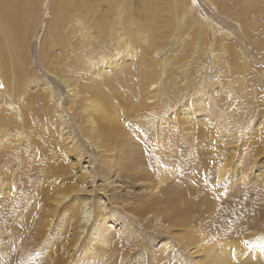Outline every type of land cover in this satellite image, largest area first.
I'll use <instances>...</instances> for the list:
<instances>
[{"label": "rangeland", "instance_id": "obj_1", "mask_svg": "<svg viewBox=\"0 0 264 264\" xmlns=\"http://www.w3.org/2000/svg\"><path fill=\"white\" fill-rule=\"evenodd\" d=\"M68 1L29 0L21 54L9 40L20 17L0 18V102L16 107L0 128V264H202L197 238L209 253L229 225L251 252L264 236V0ZM128 69L142 90L130 104L114 83ZM65 83L78 94L67 99ZM107 101L120 131L92 143L88 121ZM171 197L189 213L183 226L160 210Z\"/></svg>", "mask_w": 264, "mask_h": 264}, {"label": "bare ground", "instance_id": "obj_2", "mask_svg": "<svg viewBox=\"0 0 264 264\" xmlns=\"http://www.w3.org/2000/svg\"><path fill=\"white\" fill-rule=\"evenodd\" d=\"M19 1V2H18ZM70 1V0H69ZM68 1V2H69ZM18 2V3H17ZM62 2V1H61ZM90 2V1H89ZM29 0H6V4H5V6H4V8L0 11V18H2L4 15H10V16H12L13 15V19H18L19 17H20V32L19 33H15V32H13L10 36H9V40H12L13 41V43H14V45H15V48H16V51H15V55H17V43L18 42H20V44H21V42L24 40V37H26L27 36V34H28V32H29V30H28V27H29V19H30V12L28 11V7H29ZM87 5V4H86ZM20 6V8H18ZM57 7V6H56ZM62 7V6H61ZM64 7V8H63ZM62 8L63 9H65V11H69L70 10V7L69 6H67V5H65V6H63ZM81 7V6H80ZM191 7V9H193V7L192 6H190ZM190 9V10H191ZM1 21V20H0ZM1 23H3V24H5L6 25V22L5 21H1ZM103 23V21H101L100 22V24H102ZM71 32V31H70ZM2 47H4V42H3V33H2V25L0 24V64H1V59H2V55H1V52H2ZM20 51H21V49H20ZM20 51H18V54H21V52ZM62 53H63V51H62ZM58 55H60V54H58ZM73 62V60H71V63ZM45 64L48 66V67H52L51 65H50V63L48 62V60H47V58L45 59ZM117 63H113V66H115ZM111 66H112V64H111ZM60 72V71H59ZM152 73H150V75H151ZM137 76H138V74H137V72H136V70L135 69H128V70H126L125 71V73L121 76V77H119L118 79H116L115 81H114V83L116 84V85H118L122 90H123V93L121 92V95H122V98H124V99H126V101L130 104V101H131V99L135 96V95H140V94H142V90H141V87H140V85L137 83V81H136V79H137ZM21 78H22V80L24 81L25 80V75H22L21 76ZM220 80V79H219ZM108 82H110V81H108ZM65 86H66V88H67V91H68V94H67V99L68 98H71V96L72 95H77L78 94V92H79V90H75L74 89V87L73 86H70L69 84H66L65 83ZM153 86H154V84H153ZM5 91H6V89H5ZM4 91V92H5ZM8 91V90H7ZM15 91H16V89H15ZM145 93H146V89H145ZM39 95V94H38ZM41 95V94H40ZM42 100H40V101H42V104H43V102H44V99L46 100V94L43 92V95H41V96H39ZM66 99V100H67ZM4 100V99H3ZM3 100H1V102L0 103H2V105H0V128L2 127V126H4V125H7V123L10 121V120H14V115H11L10 114V111L9 110H12V111H14L15 109H16V107L15 106H12V104H7V102L5 103V101H3ZM97 101V100H96ZM108 103H109V105L107 106V107H105V105L103 106V104H101V103H98L97 102V104H96V108H97V110L101 113V115H100V117H98V121H96L94 118H91L90 117V119H89V121H88V123H89V127L87 128V133L86 134H84L85 132L83 131L82 133L85 135V137L90 141V142H95V140L97 139L98 140V138H99V136H101V134L103 135L104 134V132H102L101 130H105L108 134H109V136H110V138H113V137H115L116 136V134H117V131L119 130L120 131V128H119V125H120V120H119V118H118V116L115 114L116 112H117V110H118V107L116 106V105H114L113 104V102H111V101H107ZM42 104H41V106H42ZM3 105H5V106H7V107H3ZM58 105H60V102L58 101ZM143 106V105H142ZM99 108V109H98ZM15 116H17V119L18 120H20V115L19 114H17V115H15ZM130 118H131V115L129 116ZM22 118V117H21ZM35 121H33V120H31L30 122H29V124L31 125L32 123H34ZM99 122V123H98ZM69 122H67V124H68ZM64 124V123H63ZM140 124H141V122H136V124L133 126V127H131L130 128V131H132V132H134V133H136L137 135H135V138H137V140L138 139H143L144 138V134H145V132H144V134L143 133H141V132H139L138 130H137V127H136V125L138 126V127H140ZM69 126V125H68ZM81 127V126H80ZM61 128H63V127H61ZM70 128H72V126L71 127H66V126H64V131L66 132H64L66 135H65V137H67V139H69L71 142H73L74 140H73V138H72V135H73V131H72V129H70ZM82 128H84V127H82ZM214 129H216V128H214ZM143 132V131H142ZM75 133H76V131H75ZM94 133V134H93ZM218 133V132H217ZM146 134H148V133H146ZM145 134V135H146ZM90 135H94V138L92 137V138H90L89 136ZM127 136V135H126ZM218 136V135H217ZM128 137H129V135H128ZM72 138V139H71ZM123 138H125V137H123ZM132 139H134V137L132 138ZM146 139V138H145ZM96 140V141H97ZM127 140H130V139H127ZM136 140V139H135ZM98 141H100V140H98ZM143 142L145 141V140H142ZM157 141V140H156ZM129 142H132V140H130ZM150 142V141H149ZM127 143H128V141H127ZM133 143V142H132ZM142 143V142H141ZM82 144V143H81ZM121 144V143H120ZM125 144H126V142H125ZM130 143H128V145H129ZM142 144H144V143H142ZM145 144H148V142L146 143L145 142ZM156 144V143H155ZM158 144V143H157ZM100 145V144H99ZM127 145V144H126ZM149 145H150V143H149ZM151 145H154V144H152L151 143ZM74 146V145H73ZM97 146H98V144H97ZM130 146V145H129ZM137 146V145H136ZM135 146V147H136ZM144 146V145H143ZM158 146V145H157ZM76 147V146H75ZM77 147H79V146H77ZM123 147V146H122ZM125 147V146H124ZM146 147H148V146H144V149L146 148ZM80 148V147H79ZM109 148V147H108ZM128 148V147H127ZM126 148V149H127ZM134 148V147H133ZM149 148V147H148ZM260 148V147H259ZM111 149V148H110ZM132 149V148H131ZM130 149V150H131ZM135 149V148H134ZM138 149V152L140 151V150H142L143 151V149H142V147L140 148V145L138 146V147H136V150ZM152 149V148H151ZM154 149V148H153ZM156 149V148H155ZM80 150V149H79ZM78 150V148H76V151H77V153H79V155H78V159L80 160V158H81V156L84 154L83 152L82 153H80V151ZM123 150V149H122ZM147 150V149H146ZM124 151V150H123ZM126 151V150H125ZM127 151H128V149H127ZM148 151V150H147ZM149 151H151V150H149ZM111 152V151H110ZM137 152V153H138ZM154 152V151H153ZM157 152V151H156ZM76 153V154H77ZM134 153V152H133ZM136 153V152H135ZM136 153V154H137ZM142 153V152H141ZM152 153V152H151ZM128 154V153H127ZM144 154H146V152L144 153ZM144 154H142L141 156H142V158L143 157H145V156H149V154L148 155H144ZM210 154V153H209ZM108 155H110V154H108ZM129 155H131L130 153H129ZM138 156L139 157H141L139 154H138ZM137 156V157H138ZM152 156V155H151ZM156 156V155H155ZM202 156H204V155H202ZM83 157V156H82ZM132 157V156H131ZM131 157H129V161H130V158ZM152 157H154V155L152 156ZM2 158H3V156H0V161L2 160ZM109 158V157H108ZM202 158V157H201ZM77 159V160H78ZM138 159V158H137ZM156 159V158H155ZM141 161H142V159H140ZM146 160H148L149 161V159L147 158ZM150 160H151V158H150ZM112 161V160H111ZM138 161H139V159H138ZM147 161V162H148ZM155 161V160H154ZM110 162V161H109ZM159 162V161H158ZM165 162H166V160H165ZM172 162V161H171ZM81 163V162H80ZM100 163H101V160H100ZM112 163V162H111ZM134 163V162H133ZM143 163V162H142ZM152 163H153V161H152ZM106 164V163H105ZM146 163H145V159H144V165L143 166H147V165H145ZM148 164V163H147ZM90 165V164H89ZM112 165V164H111ZM91 166V165H90ZM107 166V165H106ZM113 166H114V163H113ZM142 166V167H143ZM108 167H110V166H108ZM107 167V168H108ZM115 167V166H114ZM106 168V167H105ZM111 168H113L112 166H111ZM147 168H148V166H147ZM155 168H156V166H155ZM169 168V167H168ZM161 169V168H160ZM225 169L226 168H222V171H225ZM194 170V169H193ZM201 170V169H200ZM178 171V170H177ZM185 171V170H184ZM195 171V170H194ZM110 172V171H109ZM113 172H114V170H113ZM88 173H90L89 172V170L88 169H86L85 170V175H86V178H89L90 176H91V174L88 176ZM196 173V172H195ZM111 174H112V172H111ZM193 174H194V172H193ZM5 174H4V171H1L0 172V176H1V178H3V176H4ZM163 175H166V174H163ZM177 175V174H176ZM172 177V176H171ZM201 177V176H200ZM162 179H165L164 177L162 178ZM161 179V183H163V181L164 180H162ZM171 179V178H170ZM1 180V179H0ZM173 180V182H174V178L172 179ZM205 181H206V179H205ZM3 182H4V180H3ZM6 183V182H5ZM43 183V182H42ZM3 184V183H2ZM5 185V184H4ZM85 188V186L82 188V189H84ZM219 189V188H218ZM221 189V188H220ZM85 190V189H84ZM2 192V193H1ZM0 193H1V195H3V194H5L3 191H1V189H0ZM42 194V193H41ZM179 194V193H178ZM181 194V193H180ZM171 195V194H170ZM175 196V195H174ZM173 196V197H174ZM179 196V195H178ZM180 196H184L183 194H181ZM179 196V197H180ZM173 197H171L169 200H170V202H169V200H167L168 202H169V204H171V205H168L167 204V206H169V207H167L166 206V209H163V208H161L160 209V205H161V203H160V205H158V201H157V199H153L152 201H150L149 203H147V204H151V205H153V206H155V205H157L158 206V208L161 210V212H162V214H163V212H165L167 215H171V218H170V220H172L174 223L173 224H175V223H177V225H179V226H183V225H185L187 222H188V217H189V213H187V210H184V205H183V202H182V198L180 199V201H178V198H173ZM3 198H6V197H3ZM164 198V197H163ZM203 198L206 200L207 199V201H209L210 202V204H215L216 205V202H217V196H216V194L214 195V193L213 192H211L210 191V193L209 194H207V196H206V198L203 196ZM1 199V198H0ZM159 199V198H158ZM203 199V200H204ZM165 201H166V198L164 199ZM172 200V201H171ZM205 200H204V202H205ZM206 201V202H207ZM177 202H179V204L178 205H175ZM205 202V203H206ZM181 203H182V205H181ZM193 206V205H192ZM162 207V206H161ZM17 208V207H16ZM167 208H168V211H167ZM170 208V209H169ZM191 209V208H190ZM218 209V208H217ZM216 209V210H217ZM193 210V209H192ZM220 210V209H219ZM145 212L146 211H148L147 209H145L144 210ZM167 211V212H166ZM214 212V211H213ZM219 212V211H218ZM221 212V211H220ZM229 212H230V214H232V211L231 210H229ZM143 213V212H142ZM216 212H214V214H215ZM144 214V213H143ZM186 214H188V215H186ZM219 214V213H218ZM186 216H188V217H186ZM216 216V215H215ZM214 216V217H215ZM218 216H216V218H217ZM154 218V217H153ZM165 219L166 218H168V217H164ZM220 218V217H219ZM224 218H226V217H224ZM82 219L83 220H85V219H87L85 216L84 217H82ZM217 220V219H216ZM223 220V219H222ZM88 221V220H87ZM84 222V221H83ZM91 224V223H90ZM111 226V225H110ZM228 227V229H227V232H229L230 234H229V237H227V238H222V236L221 237H218V239H217V241L215 242V244L214 245H212L213 246V249L209 252V253H207L208 252V250H210V247L207 245L208 244V240L207 239H200V238H197V236L195 235H184V239H183V243L184 242H186V241H192L193 239H195V238H197L198 240H199V243H198V245H197V247H195L194 249V251L192 252V253H196V252H203L202 254H203V258H201V259H197V261H199L200 263H202V264H230V262L232 263V264H264V258H262V257H260V255L257 253L255 256H250L253 252H255V251H260V252H262L263 254H264V236H262V237H256V240L254 241V245H255V247H253V250L250 252L249 251V249H250V247H252V244H251V242H249V243H244V245H241V242H242V235L243 234H239V235H237V233L235 232V230L231 227V225H229V226H227ZM260 227V226H259ZM258 227V228H259ZM231 232H233V233H231ZM110 234H112L111 233V231H108V230H104V231H102V235H106V237H108ZM126 235V234H125ZM129 237V236H128ZM252 240H253V238L255 239V237L253 236V235H250L249 236ZM147 238V237H146ZM147 241V240H146ZM149 242H150V240H149ZM148 242V243H149ZM253 242V241H252ZM151 243H153V242H151ZM171 243V242H170ZM153 244H155V243H153ZM91 245V244H90ZM99 246V245H98ZM162 246V245H161ZM241 246V247H240ZM104 247H106V246H104ZM156 247V246H155ZM44 248V247H43ZM91 248V247H90ZM146 248V247H145ZM148 248V247H147ZM159 248V247H158ZM163 248V247H162ZM215 248V249H214ZM242 248H243V250H244V253L242 252V257L240 258V259H236V261H235V259L233 258L232 259V257L233 256H235V255H238L240 252H241V250H242ZM92 249H93V247H92ZM164 250V249H163ZM87 251H88V249H87ZM94 251V250H93ZM152 252V251H151ZM153 253V255H154V257H156V258H158V260H162L163 261V259L166 257L165 255H164V252L161 250V249H154V252H152ZM85 255H87V254H85ZM94 255V254H93ZM92 255V256H93ZM196 255V254H195ZM226 255L228 256V257H226ZM81 256H83V255H81ZM79 257V258H82V257ZM90 256V255H89ZM102 257V256H101ZM111 257V256H110ZM194 257H196V256H194ZM97 258V257H96ZM106 259V258H105ZM203 259H205V260H203ZM180 260V259H179ZM190 260V259H189ZM212 260V261H211ZM113 261V260H112ZM161 261V262H162ZM198 262V263H199ZM93 263V262H92ZM156 263V262H155ZM173 263H175V262H173ZM177 263V262H176ZM175 263V264H176ZM96 264H98V263H96ZM165 264V263H164ZM178 264V263H177Z\"/></svg>", "mask_w": 264, "mask_h": 264}]
</instances>
